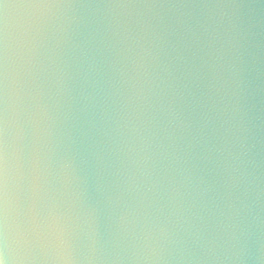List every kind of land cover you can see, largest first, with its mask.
I'll return each mask as SVG.
<instances>
[{"label": "clouds", "instance_id": "9594fccd", "mask_svg": "<svg viewBox=\"0 0 264 264\" xmlns=\"http://www.w3.org/2000/svg\"><path fill=\"white\" fill-rule=\"evenodd\" d=\"M0 264H264V0H0Z\"/></svg>", "mask_w": 264, "mask_h": 264}]
</instances>
